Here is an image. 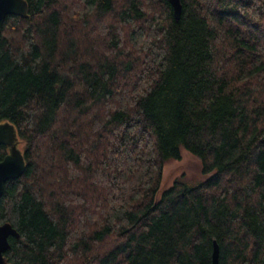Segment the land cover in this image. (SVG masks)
Returning a JSON list of instances; mask_svg holds the SVG:
<instances>
[{
    "label": "trees",
    "instance_id": "16d2710c",
    "mask_svg": "<svg viewBox=\"0 0 264 264\" xmlns=\"http://www.w3.org/2000/svg\"><path fill=\"white\" fill-rule=\"evenodd\" d=\"M27 0L0 33L8 264H264V0ZM185 148L204 178L159 195ZM7 147L0 144V159Z\"/></svg>",
    "mask_w": 264,
    "mask_h": 264
},
{
    "label": "water",
    "instance_id": "95a60500",
    "mask_svg": "<svg viewBox=\"0 0 264 264\" xmlns=\"http://www.w3.org/2000/svg\"><path fill=\"white\" fill-rule=\"evenodd\" d=\"M176 12L181 11L180 0H170ZM10 13L28 16L27 0H0V33L6 16ZM21 140L17 128L9 120L0 121V144L7 147V152L0 159V196L4 191L9 179L19 177L26 169L27 163L23 149L20 147ZM20 236V232L10 221L0 223V264H8L4 252L10 247L9 236ZM220 246L216 239L213 241L212 262L219 264Z\"/></svg>",
    "mask_w": 264,
    "mask_h": 264
},
{
    "label": "rangeland",
    "instance_id": "374dc122",
    "mask_svg": "<svg viewBox=\"0 0 264 264\" xmlns=\"http://www.w3.org/2000/svg\"><path fill=\"white\" fill-rule=\"evenodd\" d=\"M20 147L23 149L22 143H20ZM201 168L202 164L200 157L183 148L180 159H170L166 162L162 184L158 194L160 195L178 176H182L184 180L190 184L199 182L204 178Z\"/></svg>",
    "mask_w": 264,
    "mask_h": 264
}]
</instances>
